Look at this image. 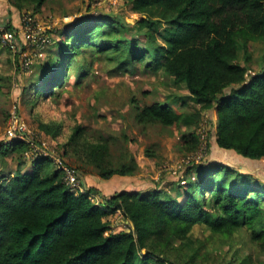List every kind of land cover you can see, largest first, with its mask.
<instances>
[{
  "label": "trees",
  "instance_id": "16d2710c",
  "mask_svg": "<svg viewBox=\"0 0 264 264\" xmlns=\"http://www.w3.org/2000/svg\"><path fill=\"white\" fill-rule=\"evenodd\" d=\"M46 1L9 0L21 14L30 6L39 11ZM132 3L142 15L134 24L109 13L85 14L64 24L25 95L31 94L36 102L55 99L73 70L79 79L86 77L98 57L112 61L114 69L161 68L176 83H185L201 109L185 114L172 104L155 102L138 108L135 118L140 124H186L193 133L183 139L196 150L202 111L213 109L216 147L228 155L264 162V65L248 76L239 45L242 41L248 52L251 40L264 39V0ZM13 27L6 25V30ZM24 49L15 53L17 66L23 62ZM88 54L93 56L87 58ZM41 126L63 154L93 165L102 179L134 174L128 164L113 166L109 143L89 137L83 125L67 124L69 133L63 123ZM7 143H0V158L8 152L29 158V142ZM196 170L194 180L181 177L172 182L177 195L159 186L103 194L89 181L82 183L85 191L76 193L47 155L35 158L27 172L0 170V264H194L199 249L190 246V234L201 224L228 238L245 229L250 242L264 251V181L220 161ZM92 194L101 195L102 201H95ZM117 209L130 227L109 232L105 217ZM251 257L227 264H252Z\"/></svg>",
  "mask_w": 264,
  "mask_h": 264
},
{
  "label": "rangeland",
  "instance_id": "374dc122",
  "mask_svg": "<svg viewBox=\"0 0 264 264\" xmlns=\"http://www.w3.org/2000/svg\"><path fill=\"white\" fill-rule=\"evenodd\" d=\"M132 7V0H47L39 11H35L33 6L26 8L25 11L39 24L36 27H43V34L50 37V43L43 48L25 46L24 62L17 66L14 50L0 42V143L8 144V131L12 121L16 119L12 115L16 112L31 137L30 150L27 152L29 158L8 152L4 158H0V170L13 174L20 169L27 172L34 159L39 157H30L34 155L33 149L38 144L47 147L44 149L46 151H53L56 141L41 124L51 125L57 122L65 124L66 133H69L67 124L83 125L89 137L109 143L110 162L113 166L122 163L132 166V176L116 175L111 180H101L100 184L106 186L104 189L108 193L125 188L143 190L159 186L177 195L173 181H178L181 177L194 180L196 168L213 161L229 164L243 173H253L264 181V162L228 155L216 147L217 114L213 109L202 111L203 119L195 132L201 143L196 150L183 139L184 134L193 133L190 126L140 124L136 120L139 107L155 102L172 104L179 113L185 114H195L201 109L185 83H176L174 76L161 68L149 70L137 66L126 70L114 69L112 61L98 57L86 77L79 79L77 72L73 70L68 84L59 91V96L55 99L36 102L29 98L31 94L25 95V90L36 81L39 66L47 55L46 51L52 45L53 38L59 36L57 32L64 24L91 13H109L134 24L142 15ZM7 19H11L13 26H19L22 16L9 0H0V27L6 29L7 23L4 25V22ZM164 27L161 25L160 30L163 31ZM239 45L240 61L249 68L247 75L261 71L264 65V39L251 40L248 52H245L242 41ZM92 56L88 54L87 58ZM57 150L58 152L54 150V155L75 167L82 183L87 175L94 182L102 179L93 165L83 164L76 155L63 154L61 148ZM52 159L55 168H58L56 159ZM91 197L97 202L102 201L99 194H92ZM105 220L111 227L109 232L130 227V221L118 209L110 212ZM189 242L191 247L199 249L194 264H227L230 259L248 255H252V264H264V251L250 242L245 229L228 238L213 234L201 224L195 226ZM171 257L172 260L175 259L174 256ZM165 264L181 263L167 261Z\"/></svg>",
  "mask_w": 264,
  "mask_h": 264
},
{
  "label": "built area",
  "instance_id": "2783aa9c",
  "mask_svg": "<svg viewBox=\"0 0 264 264\" xmlns=\"http://www.w3.org/2000/svg\"><path fill=\"white\" fill-rule=\"evenodd\" d=\"M21 16V25L18 31L12 29L6 30L5 28L0 27V42H3L8 47L13 49L15 53L22 50L23 46L25 47L27 45L32 47L36 46V48H43L49 45L50 37L43 34V27H36L39 24L36 23L35 18L27 11H24ZM24 54L25 52L21 51V58L23 62L25 56ZM12 117L16 119L12 121L13 127L11 126L8 131V141L21 140L29 142L31 137L27 133L26 128L24 127L25 125H23V122L20 120L19 114H17L16 112V114L14 113ZM44 149H47V147L38 144V146H35L33 149L32 153H34V155L30 157H36L39 155L54 157L57 161L58 168L64 172V182L66 183V185H68L71 190L75 191L76 193H78L79 191H85V188L82 186L78 170L75 167L62 161L60 156L54 155V152H58L57 149H59L57 145L55 144L53 146V151H46ZM41 150L43 151L41 152ZM56 156L58 158H56ZM82 188H84V190Z\"/></svg>",
  "mask_w": 264,
  "mask_h": 264
},
{
  "label": "crops",
  "instance_id": "0c3cea01",
  "mask_svg": "<svg viewBox=\"0 0 264 264\" xmlns=\"http://www.w3.org/2000/svg\"><path fill=\"white\" fill-rule=\"evenodd\" d=\"M11 22V23H10ZM6 23H7V25H12V21H11V19H7L6 20V22H4V25H6ZM21 23V22H20ZM20 25L21 24H19V26H17V25H15L14 24V26L15 27H13L12 28V30H19L20 29ZM86 175V174H85ZM101 180H103V179H100V180H98L97 182H95V184L99 187V189L102 191L101 193H103V194H105V193H108V191H105V189L102 187V185L100 184V182H101ZM83 181H85V182H88L89 181V183H91V182H93L94 183V181L91 179V177L89 176V175H87V177L86 178H84L83 179ZM108 194H110V193H108Z\"/></svg>",
  "mask_w": 264,
  "mask_h": 264
}]
</instances>
